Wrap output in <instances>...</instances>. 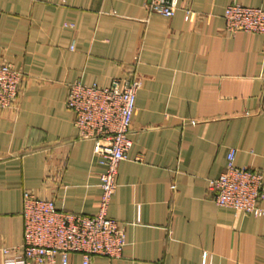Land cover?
<instances>
[{"label":"crops","instance_id":"obj_1","mask_svg":"<svg viewBox=\"0 0 264 264\" xmlns=\"http://www.w3.org/2000/svg\"><path fill=\"white\" fill-rule=\"evenodd\" d=\"M150 1L0 0V64L25 75L16 109L0 111V264L2 249L23 243L26 192L98 213L105 167L94 141L78 138L69 86L131 73L142 79L133 145L108 209L126 244L91 264H264V215L209 192L232 149L238 166L264 172V34L228 35L224 19L229 5L264 10V0H179L172 18Z\"/></svg>","mask_w":264,"mask_h":264},{"label":"built area","instance_id":"obj_2","mask_svg":"<svg viewBox=\"0 0 264 264\" xmlns=\"http://www.w3.org/2000/svg\"><path fill=\"white\" fill-rule=\"evenodd\" d=\"M148 9L172 18L179 0H151ZM187 14L195 17L190 9ZM225 31L264 34V10L232 4L226 8ZM25 81L24 73L11 63L0 64V111L16 109ZM142 86L137 73L125 81L114 79L107 87L70 84L66 101L74 113L78 138L94 141V152L105 167L101 176L102 196L95 215L59 211L55 201L30 192L24 195V239L21 246L2 249L3 264H53L61 255L63 264L78 253L83 264H91L93 255L120 258L126 244L122 223L108 215L110 202L117 190L119 164L127 158L133 143L130 138L136 112V96ZM237 151L227 157L224 173L209 184L215 203L247 215H264V172L236 164ZM207 255L204 254V262Z\"/></svg>","mask_w":264,"mask_h":264}]
</instances>
